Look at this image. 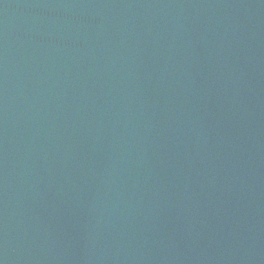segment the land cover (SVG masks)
<instances>
[{
  "label": "water",
  "instance_id": "95a60500",
  "mask_svg": "<svg viewBox=\"0 0 264 264\" xmlns=\"http://www.w3.org/2000/svg\"><path fill=\"white\" fill-rule=\"evenodd\" d=\"M0 264H264V0H0Z\"/></svg>",
  "mask_w": 264,
  "mask_h": 264
}]
</instances>
